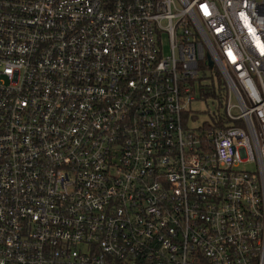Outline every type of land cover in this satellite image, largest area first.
<instances>
[{"label": "built area", "instance_id": "2783aa9c", "mask_svg": "<svg viewBox=\"0 0 264 264\" xmlns=\"http://www.w3.org/2000/svg\"><path fill=\"white\" fill-rule=\"evenodd\" d=\"M0 264H264V0H0Z\"/></svg>", "mask_w": 264, "mask_h": 264}, {"label": "rangeland", "instance_id": "374dc122", "mask_svg": "<svg viewBox=\"0 0 264 264\" xmlns=\"http://www.w3.org/2000/svg\"><path fill=\"white\" fill-rule=\"evenodd\" d=\"M214 81L217 80L216 75H214ZM209 80V81H208ZM208 80H204L202 82L207 83L210 82V78ZM217 102L212 104V100H196L192 103V109L194 110V115L196 116L194 119H190V127L196 129L198 126L203 124L205 121L210 120V113L216 109ZM237 110H234V113H237Z\"/></svg>", "mask_w": 264, "mask_h": 264}, {"label": "trees", "instance_id": "16d2710c", "mask_svg": "<svg viewBox=\"0 0 264 264\" xmlns=\"http://www.w3.org/2000/svg\"><path fill=\"white\" fill-rule=\"evenodd\" d=\"M204 77H203V79L206 78V77L205 78ZM216 77H217L216 81H214V79H213L214 77H210V79H211L210 82H208L209 81L208 79H205L208 81L205 84L206 92H203V95H204L205 99L210 97L212 101H213L214 97H216L218 95L219 106H220L222 99H223V96L225 94L226 85H225V82H224V79H223L221 73H217Z\"/></svg>", "mask_w": 264, "mask_h": 264}]
</instances>
